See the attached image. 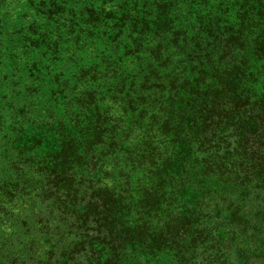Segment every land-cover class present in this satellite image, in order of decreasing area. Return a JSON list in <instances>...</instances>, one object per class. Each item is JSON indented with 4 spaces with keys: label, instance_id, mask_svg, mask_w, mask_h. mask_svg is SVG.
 I'll return each instance as SVG.
<instances>
[{
    "label": "trees",
    "instance_id": "1",
    "mask_svg": "<svg viewBox=\"0 0 264 264\" xmlns=\"http://www.w3.org/2000/svg\"><path fill=\"white\" fill-rule=\"evenodd\" d=\"M264 0H0V264H264Z\"/></svg>",
    "mask_w": 264,
    "mask_h": 264
},
{
    "label": "rangeland",
    "instance_id": "2",
    "mask_svg": "<svg viewBox=\"0 0 264 264\" xmlns=\"http://www.w3.org/2000/svg\"><path fill=\"white\" fill-rule=\"evenodd\" d=\"M252 66H254V68L256 69H261L264 68V59H260V60H255L252 64ZM262 83L260 87H264V76L261 77Z\"/></svg>",
    "mask_w": 264,
    "mask_h": 264
}]
</instances>
